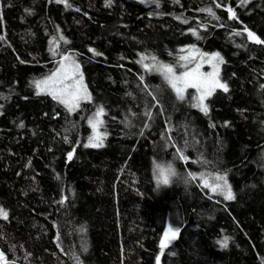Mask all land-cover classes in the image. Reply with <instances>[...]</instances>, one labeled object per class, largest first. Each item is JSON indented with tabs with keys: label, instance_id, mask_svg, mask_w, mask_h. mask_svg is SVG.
Returning a JSON list of instances; mask_svg holds the SVG:
<instances>
[{
	"label": "trees",
	"instance_id": "16d2710c",
	"mask_svg": "<svg viewBox=\"0 0 264 264\" xmlns=\"http://www.w3.org/2000/svg\"><path fill=\"white\" fill-rule=\"evenodd\" d=\"M69 53L74 111L35 89ZM0 264H264V0H0Z\"/></svg>",
	"mask_w": 264,
	"mask_h": 264
},
{
	"label": "rangeland",
	"instance_id": "374dc122",
	"mask_svg": "<svg viewBox=\"0 0 264 264\" xmlns=\"http://www.w3.org/2000/svg\"><path fill=\"white\" fill-rule=\"evenodd\" d=\"M191 54L193 55L192 58H195V62L188 71L185 73H173L168 76L167 80L172 84L176 93H178L176 86L181 93H183L184 87H187L185 91L190 88H197L199 102L205 105L206 98L213 91L224 88L221 80L223 58L220 53L204 52L197 48L192 49ZM191 59L188 63H191ZM164 69V66L159 67L160 71ZM173 82L178 84H175V86ZM35 89L39 94L50 95L57 100H62L72 111L76 110L83 102L91 98V95L85 87L81 65L77 61L74 53L67 54L65 58L62 57L51 73L36 80ZM101 110L103 112V109ZM88 120L96 135L102 124L103 115L102 120L99 117L94 118L92 115L88 117ZM220 180L223 179L215 177L210 179L213 190L211 194L219 195V193H223L226 190L222 186V182H217ZM7 215L8 213L6 212L5 217ZM165 236L170 241L175 240L177 237L176 230L174 231L172 228H169Z\"/></svg>",
	"mask_w": 264,
	"mask_h": 264
},
{
	"label": "water",
	"instance_id": "95a60500",
	"mask_svg": "<svg viewBox=\"0 0 264 264\" xmlns=\"http://www.w3.org/2000/svg\"><path fill=\"white\" fill-rule=\"evenodd\" d=\"M168 243H169V240L166 238V236L163 238V240H162V243H161V246L162 247H165V246H167L168 245Z\"/></svg>",
	"mask_w": 264,
	"mask_h": 264
},
{
	"label": "bare ground",
	"instance_id": "6f19581e",
	"mask_svg": "<svg viewBox=\"0 0 264 264\" xmlns=\"http://www.w3.org/2000/svg\"><path fill=\"white\" fill-rule=\"evenodd\" d=\"M69 157H70V158H72V157H73V152H71V153L69 154Z\"/></svg>",
	"mask_w": 264,
	"mask_h": 264
}]
</instances>
